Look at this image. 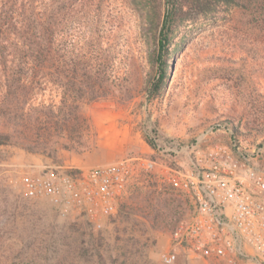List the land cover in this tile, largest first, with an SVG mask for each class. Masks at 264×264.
I'll return each mask as SVG.
<instances>
[{"label":"rangeland","instance_id":"1","mask_svg":"<svg viewBox=\"0 0 264 264\" xmlns=\"http://www.w3.org/2000/svg\"><path fill=\"white\" fill-rule=\"evenodd\" d=\"M138 2L65 0L66 59L78 53L105 62L109 96L84 108L86 128L71 139L52 131L46 147H0V231L15 229L13 235L29 239L23 250L16 236L0 237V264H166L162 255L173 247L172 232L193 216L191 198L170 184L160 166L146 170L133 163L111 216H63L49 201L25 195L26 174L127 159L160 165L157 147L146 142L152 131L199 151L221 144L264 173V5L251 0L189 12L174 38L168 77L151 96L156 30ZM43 88L28 111L44 106L56 118L65 114L61 101L74 95L52 79ZM170 264L226 263L188 258L177 249Z\"/></svg>","mask_w":264,"mask_h":264},{"label":"trees","instance_id":"2","mask_svg":"<svg viewBox=\"0 0 264 264\" xmlns=\"http://www.w3.org/2000/svg\"><path fill=\"white\" fill-rule=\"evenodd\" d=\"M251 0H139L142 12L155 28L153 64L155 75L149 93L155 96L168 77V58L178 26L189 12L207 13L218 5H239ZM264 5V0H258ZM65 0H0V147L13 145L31 149L46 147L52 131H63L69 139L81 134L87 125L84 108L107 99L105 62L96 63L90 54H74L66 59L63 36ZM52 79L74 96L62 99L65 114L56 118L50 107L27 108L38 91ZM62 93L65 95V93ZM170 141L152 131L146 142L152 148ZM67 148V145H64ZM15 229L0 231V237L16 236ZM19 235V236H18ZM24 249L29 239L20 234Z\"/></svg>","mask_w":264,"mask_h":264},{"label":"built area","instance_id":"3","mask_svg":"<svg viewBox=\"0 0 264 264\" xmlns=\"http://www.w3.org/2000/svg\"><path fill=\"white\" fill-rule=\"evenodd\" d=\"M156 149L163 159L160 165L151 159H127L86 170L26 174L21 186L27 197L49 201L63 216L75 211L111 216L133 163L146 170L160 166L193 204L190 222L172 232L173 247L162 255L164 263L174 262L181 249L188 258L264 264V173L221 144L199 151L196 145L170 140Z\"/></svg>","mask_w":264,"mask_h":264}]
</instances>
